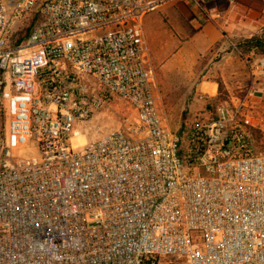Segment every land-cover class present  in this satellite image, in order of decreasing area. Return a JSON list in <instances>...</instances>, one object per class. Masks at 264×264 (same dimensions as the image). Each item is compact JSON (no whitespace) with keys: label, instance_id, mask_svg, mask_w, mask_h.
Segmentation results:
<instances>
[{"label":"built area","instance_id":"obj_1","mask_svg":"<svg viewBox=\"0 0 264 264\" xmlns=\"http://www.w3.org/2000/svg\"><path fill=\"white\" fill-rule=\"evenodd\" d=\"M178 1L0 0V264H264V152L164 111L144 19Z\"/></svg>","mask_w":264,"mask_h":264},{"label":"rangeland","instance_id":"obj_2","mask_svg":"<svg viewBox=\"0 0 264 264\" xmlns=\"http://www.w3.org/2000/svg\"><path fill=\"white\" fill-rule=\"evenodd\" d=\"M170 7L171 13L162 9L150 14L163 18L162 29H154L151 48L155 58L161 61L156 64V73L171 127L174 130L183 127L188 104L198 97L204 102L198 115L217 118L218 109L223 108L222 113L232 119L235 126L232 129L247 131L254 150L264 152V79L256 80L247 64L248 59L264 57V54H242L237 48L242 40L264 30V3L258 0H200L199 3L181 0L166 8ZM218 13H222L221 18L215 16ZM208 21L213 22V27ZM207 26L218 30L220 35L214 45ZM175 55L179 57L178 63L165 65L164 62L174 59ZM226 61L227 66L219 71V74L222 70L226 72V77L211 78L208 71L214 62L225 64ZM217 82H222L223 89ZM210 92L216 94L212 97ZM4 111L0 99V159Z\"/></svg>","mask_w":264,"mask_h":264},{"label":"crops","instance_id":"obj_3","mask_svg":"<svg viewBox=\"0 0 264 264\" xmlns=\"http://www.w3.org/2000/svg\"><path fill=\"white\" fill-rule=\"evenodd\" d=\"M196 2L199 3L200 0H197ZM169 6H167V7H169ZM165 8H163L165 10L164 12L171 13V7L170 8H166V9ZM199 11H201V10L198 9V12ZM197 14H198L197 16L201 18V15H199V13H197ZM215 16L218 17V14H216ZM201 20H202V18H201ZM201 20H199V21H201ZM162 22H163V18H161V15H159V14H148L146 16V18L144 19V26H145V31H146L147 42L149 44V47H150L151 51H152L151 45H152V47L154 46L153 42L155 40V38H154V36H155L154 29H155V27H158V29H162V27H163ZM208 24H210V26L213 27V22L212 21H208ZM207 29H209V32L212 35V45L216 44L220 40V35L218 33V30L212 29L209 26H207ZM160 33H162V32H160ZM157 36H160L159 32H158ZM152 54H153V51H152ZM153 57H154V62H156L155 63V67H156V64L157 63L160 64L161 61H160V59L155 58L154 54H153ZM173 58L174 59H171V60H168V61L164 62L165 65L168 66V65L171 64L172 66H175L178 63L179 57H178V55H175ZM226 64H227V61L225 62V64H222V62L221 63H218V62L215 63L214 62V64L211 66L210 70L208 71L209 76H211V78H215V77H218V76L226 77L225 76L226 72L224 73L223 70L221 71L222 73L219 74L220 69H224V67L227 66ZM214 83H216V82H214ZM217 83H220V82H217ZM215 94L216 93H211V92L209 93V95L212 96V97ZM203 106H204V102L201 99H199L198 97L194 98V101L192 103L188 104L189 111L187 113H185V115H184V119H183L184 122L187 121V120H193V118H195V116H197L199 114L198 113L199 110L203 109ZM200 115H202V114H200ZM204 115H205V113H204Z\"/></svg>","mask_w":264,"mask_h":264},{"label":"trees","instance_id":"obj_4","mask_svg":"<svg viewBox=\"0 0 264 264\" xmlns=\"http://www.w3.org/2000/svg\"><path fill=\"white\" fill-rule=\"evenodd\" d=\"M30 27H27L26 30L27 32L29 31ZM237 48L239 49V51L242 54H246V53H258V54H264V30L249 37L246 38L244 40H242L238 45ZM220 85V89L222 88V82L219 83ZM223 89V88H222ZM4 119H5V125H4V138L3 141L5 139L6 136V121H7V116L5 114L4 111ZM183 128V127H182ZM182 128L180 129V131H182ZM262 152V151H260Z\"/></svg>","mask_w":264,"mask_h":264},{"label":"bare ground","instance_id":"obj_5","mask_svg":"<svg viewBox=\"0 0 264 264\" xmlns=\"http://www.w3.org/2000/svg\"><path fill=\"white\" fill-rule=\"evenodd\" d=\"M83 143H85V142L83 141V142H80L79 144H83Z\"/></svg>","mask_w":264,"mask_h":264}]
</instances>
